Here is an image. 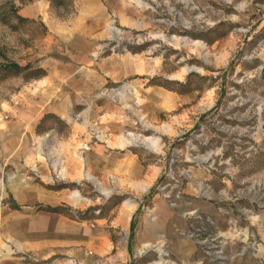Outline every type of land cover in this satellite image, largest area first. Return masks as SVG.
Listing matches in <instances>:
<instances>
[{"label": "rangeland", "instance_id": "374dc122", "mask_svg": "<svg viewBox=\"0 0 264 264\" xmlns=\"http://www.w3.org/2000/svg\"><path fill=\"white\" fill-rule=\"evenodd\" d=\"M56 1L0 0V159H25L0 242L67 221L109 264H264V0Z\"/></svg>", "mask_w": 264, "mask_h": 264}, {"label": "crops", "instance_id": "0c3cea01", "mask_svg": "<svg viewBox=\"0 0 264 264\" xmlns=\"http://www.w3.org/2000/svg\"><path fill=\"white\" fill-rule=\"evenodd\" d=\"M117 143L118 145L122 146L125 143V139L121 138ZM116 159H125V157L118 156ZM24 160L25 159H0V170H4V166L6 164H22ZM26 160L28 161L29 159ZM71 193L67 194L66 198H68L70 201L77 200V198L71 196ZM134 210L135 207L126 213L127 224L130 228L132 227L131 216ZM57 218L62 220L61 217ZM2 224V220H0V226H2ZM65 225H68L69 228H74V231L72 232V230H65L62 234H57L56 230L53 229L54 232L49 234L39 232L36 233V235L31 236L29 222H27L26 225H23L21 234L17 235L16 239L14 240L16 243H13L12 246L0 242V253L9 252V250H12V247H15L17 251L28 252L30 249L36 250L34 253H37L40 259L47 260L45 264H109L113 243L111 242L107 233H98L92 231V235L90 238H88V242L85 246H82L79 243L84 242L85 237L78 235L77 231H75V225H72L70 222L65 221ZM148 227L149 229L152 228L153 223H149ZM76 243L79 245L76 246ZM8 246L10 249H8ZM59 252H64L66 255L63 258H57L56 256ZM6 256H0V264H26L23 261L19 262L16 259V261L13 262V258H8Z\"/></svg>", "mask_w": 264, "mask_h": 264}, {"label": "trees", "instance_id": "16d2710c", "mask_svg": "<svg viewBox=\"0 0 264 264\" xmlns=\"http://www.w3.org/2000/svg\"><path fill=\"white\" fill-rule=\"evenodd\" d=\"M51 2L55 5V6H59L61 3L59 1H56V0H51ZM18 19H21V20H24L21 16L19 15H16ZM15 66H18V65H15ZM44 74V71L39 69L37 71H34L30 74H28L26 77L27 79H30V78H35V77H40ZM63 186H58L56 188H62ZM153 188H151L150 190V193L152 192ZM45 209L44 210H48V211H52V212H62L66 215H68L69 217L71 218H78V219H83L85 218V214L84 213H81V212H77L76 213H73L72 211H69V210H64L62 207L60 206H56V207H51V206H46L44 207Z\"/></svg>", "mask_w": 264, "mask_h": 264}, {"label": "bare ground", "instance_id": "6f19581e", "mask_svg": "<svg viewBox=\"0 0 264 264\" xmlns=\"http://www.w3.org/2000/svg\"><path fill=\"white\" fill-rule=\"evenodd\" d=\"M71 196L74 197V198H77L78 197V195H77L76 192L71 193Z\"/></svg>", "mask_w": 264, "mask_h": 264}]
</instances>
